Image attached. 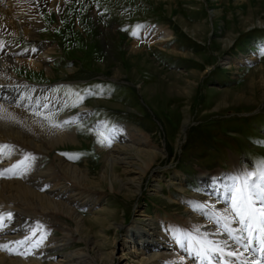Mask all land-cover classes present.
I'll return each mask as SVG.
<instances>
[{
	"label": "rangeland",
	"instance_id": "rangeland-1",
	"mask_svg": "<svg viewBox=\"0 0 264 264\" xmlns=\"http://www.w3.org/2000/svg\"><path fill=\"white\" fill-rule=\"evenodd\" d=\"M50 5L38 10L37 41L24 39L21 31L0 39L29 54L42 52L41 44L53 49L48 54L52 71L21 68L18 77L63 99L60 114L76 117L66 127L77 131V146H60L58 154L96 178L99 149L113 148L110 135L118 126L139 130L165 158L152 167L132 200L97 193L105 196L103 203L118 221L130 225L138 208L146 216L183 217L184 208L167 201L179 195L165 185L175 171L186 176V191L192 194L202 170L229 171L231 160L238 158L242 167L255 171L264 160V96H256L264 93V80L251 77L252 71L264 70V0H66L55 11ZM92 26L119 35L122 54L112 51V36L104 40ZM191 27L201 29L193 35ZM145 28H159L170 39L152 44L143 38ZM135 42L143 51L140 58L124 53ZM251 55L254 59L246 62ZM83 106L87 115L79 113ZM58 114L39 113L52 123ZM105 138L110 146L98 142ZM154 171L163 178L159 195L148 188ZM54 234L61 236L57 230ZM120 244L107 246L116 250L115 257Z\"/></svg>",
	"mask_w": 264,
	"mask_h": 264
},
{
	"label": "bare ground",
	"instance_id": "bare-ground-1",
	"mask_svg": "<svg viewBox=\"0 0 264 264\" xmlns=\"http://www.w3.org/2000/svg\"><path fill=\"white\" fill-rule=\"evenodd\" d=\"M65 2L0 0V37L21 31L24 39L37 41L36 32L42 19L38 10L46 3L51 4V11L60 10ZM92 27L102 33L104 40L112 36V51L122 54L119 35ZM198 29L201 28L191 27L190 33L196 35ZM143 38L161 44L170 39V34L159 28H145ZM41 46L45 50L41 48L42 52L39 49L29 54L8 48L0 39V172L10 169L0 176V217H3L0 245L31 238L19 249L30 254H15L18 246H12L11 253L0 249V264H255L256 261L264 264L261 237L257 235L250 247H246L243 225L227 211L231 177L248 171L238 158L231 160L229 171H200L195 178L198 190L192 194H187L186 176L173 172L165 185L176 188L179 195L167 201L181 205L185 210L183 217L175 216L171 220L151 217L138 208L130 225H125V220L118 221L103 203L105 196L97 193L107 191L132 200L140 193L152 167L165 158L160 155L161 149L139 130L123 131L118 126L110 135L113 148L99 149L102 153L96 178H91L86 167L58 154L60 146H77V131L66 127L74 124L76 117L60 114L63 99L18 77L21 68L32 72L52 71L48 54L53 49ZM103 52L108 59V52ZM124 53L134 58L143 55L137 43ZM251 58L246 62L254 59ZM251 75L264 80L262 68ZM256 96L262 98L264 93ZM48 110L58 111L57 123L39 115ZM79 113L87 115V107H80ZM47 157H51L48 163ZM162 180L159 172H152L148 187L152 195L162 194ZM9 212L11 219L7 218ZM55 230L61 236H56ZM119 240L120 255L115 257L116 250L107 246ZM39 241L42 243L37 246ZM213 246L222 251L207 250ZM127 249H130L128 254ZM230 251L239 255H227ZM54 253L58 254V260Z\"/></svg>",
	"mask_w": 264,
	"mask_h": 264
},
{
	"label": "snow or ice",
	"instance_id": "snow-or-ice-1",
	"mask_svg": "<svg viewBox=\"0 0 264 264\" xmlns=\"http://www.w3.org/2000/svg\"><path fill=\"white\" fill-rule=\"evenodd\" d=\"M59 126V125H54ZM102 144L110 146V138L98 141ZM10 169H5L8 172ZM4 172H0V176H4ZM230 195V211L234 218L243 225L242 231L247 236L246 247H250L254 239L259 235L261 237L260 250L264 252V160L259 161L255 171H246L243 174H237L231 177V186L229 187ZM12 213H7V218L11 219ZM3 217H0V221ZM35 235V233H34ZM187 236L188 234L182 233ZM31 238H26L24 241H13L10 244L0 245V249L12 252V246H18L15 254L27 255L30 253L21 252L19 249ZM42 241L37 242V246ZM208 251L219 253L222 249L218 246H213L207 249ZM229 256L239 255L238 252H228ZM255 264H261V261H256Z\"/></svg>",
	"mask_w": 264,
	"mask_h": 264
}]
</instances>
